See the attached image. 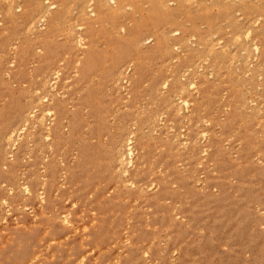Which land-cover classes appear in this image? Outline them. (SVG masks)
<instances>
[{
    "label": "rangeland",
    "instance_id": "374dc122",
    "mask_svg": "<svg viewBox=\"0 0 264 264\" xmlns=\"http://www.w3.org/2000/svg\"><path fill=\"white\" fill-rule=\"evenodd\" d=\"M102 2L0 0V264H264V0Z\"/></svg>",
    "mask_w": 264,
    "mask_h": 264
},
{
    "label": "bare ground",
    "instance_id": "6f19581e",
    "mask_svg": "<svg viewBox=\"0 0 264 264\" xmlns=\"http://www.w3.org/2000/svg\"><path fill=\"white\" fill-rule=\"evenodd\" d=\"M40 1V0H39ZM45 1V0H44ZM92 1V0H91ZM120 1V0H119ZM119 1H117L116 0V6H119ZM102 0H97V8H99V9H102ZM83 4H85L84 2H83ZM10 5V4H9ZM104 5V4H103ZM51 6V5H50ZM70 6V5H69ZM42 8V7H41ZM41 8H40V10H41ZM87 8V7H86ZM129 8V7H128ZM39 10V9H38ZM47 10V9H46ZM45 10V11H46ZM81 12H82V10H81ZM237 12V11H236ZM8 13V12H7ZM41 13V12H40ZM68 13V12H67ZM92 13V12H91ZM39 14V13H38ZM38 14H37V16H38ZM88 15V14H87ZM36 16V17H37ZM35 18V17H34ZM49 20H51L50 18H49ZM74 20V19H73ZM257 20H258V18H257ZM255 23H256V21H255ZM32 24V23H31ZM30 26V25H29ZM32 26V25H31ZM30 26V27H31ZM72 31V30H71ZM78 37V36H77ZM237 37V36H236ZM79 38V37H78ZM77 38V39H78ZM77 42H78V40H76ZM78 44V43H77ZM14 46V45H13ZM252 47V46H251ZM254 48H255V46H253ZM227 48V47H226ZM169 49V48H168ZM167 49V50H168ZM232 61V60H231ZM56 73V72H55ZM123 81V80H122ZM128 81V80H127ZM53 85H54V83H53ZM165 85V84H164ZM53 87V86H52ZM196 90V89H195ZM43 99V98H42ZM184 103L186 104L187 102L186 101H184ZM52 109V106H50V105H46L45 106V108H43L42 109V111H45V112H49L50 110ZM179 111V110H178ZM43 114V113H42ZM29 115V114H28ZM25 122V121H24ZM24 124V123H23ZM41 125H42V123H41ZM59 123H57V124H55V126L54 127H51V128H46L45 129V131H46V135H45V137H48V136H50V135H53V134H55V135H57V134H60L62 131H61V129H60V127H59ZM24 126V125H23ZM20 129L22 130V128L20 127ZM14 130V129H13ZM9 133H10V131H9ZM13 133V132H12ZM9 135H11V134H9ZM8 135V136H9ZM9 137H11V136H9ZM6 138V137H5ZM128 155L129 156H132V150H131V147H129V149H128ZM128 161V160H127ZM128 163H129V161H128ZM127 163V164H128ZM124 172V171H123ZM9 191V190H8ZM2 201V200H1ZM4 220V219H3Z\"/></svg>",
    "mask_w": 264,
    "mask_h": 264
}]
</instances>
